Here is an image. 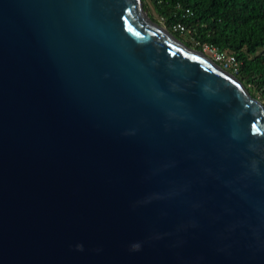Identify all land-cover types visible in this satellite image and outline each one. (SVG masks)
Returning a JSON list of instances; mask_svg holds the SVG:
<instances>
[{
	"label": "water",
	"instance_id": "95a60500",
	"mask_svg": "<svg viewBox=\"0 0 264 264\" xmlns=\"http://www.w3.org/2000/svg\"><path fill=\"white\" fill-rule=\"evenodd\" d=\"M0 264H264V107L142 0H0Z\"/></svg>",
	"mask_w": 264,
	"mask_h": 264
},
{
	"label": "trees",
	"instance_id": "16d2710c",
	"mask_svg": "<svg viewBox=\"0 0 264 264\" xmlns=\"http://www.w3.org/2000/svg\"><path fill=\"white\" fill-rule=\"evenodd\" d=\"M142 4L153 22L188 47L200 51L197 41L234 55L240 63L234 76L264 107V0H142ZM178 22L190 33L175 32Z\"/></svg>",
	"mask_w": 264,
	"mask_h": 264
},
{
	"label": "built area",
	"instance_id": "2783aa9c",
	"mask_svg": "<svg viewBox=\"0 0 264 264\" xmlns=\"http://www.w3.org/2000/svg\"><path fill=\"white\" fill-rule=\"evenodd\" d=\"M179 6L177 5V8ZM185 14H191V12L186 9ZM163 19H161V22ZM173 30L180 34H189L190 32L186 29V27L182 23H176L173 25ZM195 45L201 47V52L203 54H207L210 60L214 63L218 64L223 70L229 72L230 74L234 75L239 70V61L236 57L232 54L226 53L224 51L219 50L217 47L212 46L210 44H199V42H195Z\"/></svg>",
	"mask_w": 264,
	"mask_h": 264
},
{
	"label": "rangeland",
	"instance_id": "374dc122",
	"mask_svg": "<svg viewBox=\"0 0 264 264\" xmlns=\"http://www.w3.org/2000/svg\"><path fill=\"white\" fill-rule=\"evenodd\" d=\"M206 57H209L207 54H205Z\"/></svg>",
	"mask_w": 264,
	"mask_h": 264
}]
</instances>
